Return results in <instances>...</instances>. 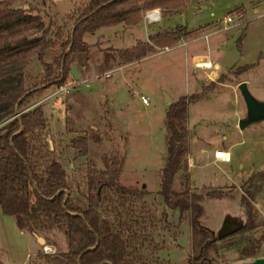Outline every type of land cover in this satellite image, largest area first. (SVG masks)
Masks as SVG:
<instances>
[{
	"label": "rangeland",
	"instance_id": "rangeland-1",
	"mask_svg": "<svg viewBox=\"0 0 264 264\" xmlns=\"http://www.w3.org/2000/svg\"><path fill=\"white\" fill-rule=\"evenodd\" d=\"M6 1L13 8H35L45 23L50 20L64 26L59 43L71 26L66 16L84 2ZM159 8L161 18L154 24L144 21L147 10L136 25L121 23V27L111 30L112 34L108 30L104 36L100 29L86 34L83 41L88 52L72 54V60L84 66L87 79L81 86L75 84L67 94L54 93L58 87L48 88L29 108L42 105L49 126L47 143L76 184L82 180L89 161L106 170L109 157L122 155L120 183L137 188L147 183L144 199L152 215L150 231L159 249L156 256L168 264H192L189 223L185 216L179 219L178 211L167 209L158 194L159 171L167 159L166 112L171 104L185 97L188 106L183 120L184 161L172 188L180 191L187 184L192 192L205 194L217 189L228 193L227 198L201 202L204 212L200 221L212 231L217 245L216 257L210 264L262 259L264 121L238 128V120L245 117L247 107L237 86L245 81L250 92L264 100V0H182L177 7ZM232 11L236 12L233 23L226 25L223 18ZM176 24L192 26L184 28L188 36H181L174 45L167 46L168 50L156 48L155 53L139 61L128 62L120 57L125 48L148 40L156 31L175 29ZM57 52L58 47L47 50L44 59L54 62ZM206 58L211 63L209 67L196 66ZM33 62L25 70L32 77L29 85L39 80L43 71L36 59ZM136 91L146 94L147 106L134 97ZM165 93L171 99L169 103L164 102ZM91 131L100 140H89L86 154L81 155L82 149L73 148L71 141L85 133L91 135ZM217 150L228 152L230 159L216 160ZM246 201L256 211V222L252 229L244 231L241 228L247 219ZM44 245L50 247L49 255L67 250L61 232L32 236L16 228L12 216L0 212V263L44 264L40 257L45 253ZM250 246L258 248V254L241 255V250Z\"/></svg>",
	"mask_w": 264,
	"mask_h": 264
},
{
	"label": "trees",
	"instance_id": "trees-1",
	"mask_svg": "<svg viewBox=\"0 0 264 264\" xmlns=\"http://www.w3.org/2000/svg\"><path fill=\"white\" fill-rule=\"evenodd\" d=\"M180 2L84 0L66 16L71 26L59 43L64 26L50 20L45 23L35 8H13L10 2L0 0V211L12 216L16 228L23 232L63 234L67 250L60 255L43 253L40 257L44 264H168L156 256L159 249L150 231L152 215L144 199L148 191L144 185L129 187L119 181L123 156L109 157L106 170L89 161L76 184L47 143L49 126L42 105L29 106L48 88L67 84L72 54L88 52L83 41L86 34L121 23L136 25L142 12L154 7L170 9ZM181 36L188 33L180 26L156 31L148 40L122 50L120 57L139 61L155 53L156 48L174 45ZM57 47L55 61L47 62L45 52ZM34 59L43 71L40 79L29 85L32 77L25 70ZM187 106V99L182 97L166 112L167 159L159 171L158 194L167 209L178 211L179 219L185 216L189 223L192 264H210L217 245L212 231L200 221L204 212L201 202L227 198L228 193L217 189L205 194L192 192L187 184L180 191L172 188L184 161ZM91 132L71 141L73 148L82 149L81 155L86 154L89 140H100L95 131ZM246 204L244 231L256 222V211ZM258 251L253 246L245 247L241 255L255 256Z\"/></svg>",
	"mask_w": 264,
	"mask_h": 264
},
{
	"label": "water",
	"instance_id": "water-1",
	"mask_svg": "<svg viewBox=\"0 0 264 264\" xmlns=\"http://www.w3.org/2000/svg\"><path fill=\"white\" fill-rule=\"evenodd\" d=\"M70 75H72L75 79L79 78V74L74 65L70 68ZM242 94L244 103L247 107V112L245 117L238 120V128L240 130L246 128L249 125L259 124V122L264 121V100L257 99L249 90L245 81H241V83L237 86ZM171 101L168 94H164V102L169 103ZM35 234V233H34ZM38 241L44 242L42 238L37 237ZM236 264H264V257L262 259H256L252 261H246L244 263H236Z\"/></svg>",
	"mask_w": 264,
	"mask_h": 264
},
{
	"label": "built area",
	"instance_id": "built-area-1",
	"mask_svg": "<svg viewBox=\"0 0 264 264\" xmlns=\"http://www.w3.org/2000/svg\"><path fill=\"white\" fill-rule=\"evenodd\" d=\"M236 15V12L235 11H232L230 14H227L224 18H223V22L227 25V24H230V23H233V18L234 16ZM161 18V13H160V10L159 9H155V10H149L145 13L144 15V21L147 22V23H155V21H158L160 20ZM165 50H168V48L166 47ZM211 65V63L208 61H205V60H201L199 62L196 63V66L197 67H200V68H207ZM106 75L109 76V72H106ZM68 86H60L58 88L57 91L59 92H63V91H66L68 90ZM135 95L138 97V99L143 103V104H148V99L145 95H143L141 92H136ZM214 155H215V158L217 160H220V161H223V162H226L230 159V155L228 152H223L222 150H217L214 152ZM50 250V247L47 246V245H44L43 246V251L45 253L49 252Z\"/></svg>",
	"mask_w": 264,
	"mask_h": 264
},
{
	"label": "crops",
	"instance_id": "crops-1",
	"mask_svg": "<svg viewBox=\"0 0 264 264\" xmlns=\"http://www.w3.org/2000/svg\"><path fill=\"white\" fill-rule=\"evenodd\" d=\"M54 1V0H53ZM55 1H58V0H55ZM70 8H68V9H66L65 11H67L66 13H68L70 10H69ZM155 9H159L160 10V8L159 7H156ZM154 9V10H155ZM64 11V12H65ZM173 17V16H172ZM171 17V18H172ZM158 21H160V20H158ZM158 21H155V22H158ZM149 24H154V23H149ZM177 26H180V27H183V28H188L189 26H192V24H188V25H183V24H176ZM122 26V24H120V25H117V26H108V27H105V28H102V29H100L99 31H102L101 32V35H105L106 34V32L109 30V34H112V31L111 30H115V28H119V27H121ZM170 27H172V26H169V27H167V28H170ZM211 46V44L209 43V47ZM194 59H197V58H194ZM186 60H188V58L186 59ZM205 61H207V58L206 59H204ZM34 64V62L33 63H31V65H29V67L31 66L32 67V65ZM72 65H74L75 66V68H76V70H77V72H78V74L80 75L79 76V78L78 79H75L72 75L68 78V83L66 84V85H63V86H68L69 88H68V90H66V91H63L65 94H67V93H70L69 91H70V89H71V87L73 88V86H75V84H79V86H81V83H83L86 79H87V77L88 76H84V74H83V69H84V66H81L80 64H78V62H73V64ZM201 69H206V68H201ZM57 90H58V88L54 91V93H56L57 92ZM136 92H141V91H136ZM136 92H134L133 93V95H134V97H137L136 95H135V93ZM143 95H145L146 96V94L144 93V92H141ZM147 97V96H146ZM147 99H148V97H147ZM140 101V100H139ZM141 102V101H140ZM141 104L143 105V106H147L148 104H143L142 102H141ZM126 106H128V104H126ZM213 159V157L212 156H210V161ZM217 160V159H216ZM161 169V168H160ZM144 184H147L146 182L145 183H143V185ZM1 213H2V211H0ZM3 214V213H2ZM4 215V214H3ZM10 216V215H9ZM30 235H32L33 236V233H30Z\"/></svg>",
	"mask_w": 264,
	"mask_h": 264
}]
</instances>
